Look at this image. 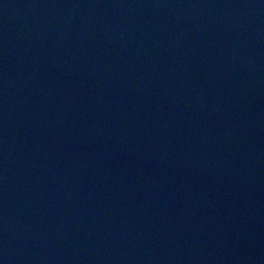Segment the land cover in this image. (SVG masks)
Masks as SVG:
<instances>
[{
  "label": "water",
  "instance_id": "obj_1",
  "mask_svg": "<svg viewBox=\"0 0 264 264\" xmlns=\"http://www.w3.org/2000/svg\"><path fill=\"white\" fill-rule=\"evenodd\" d=\"M0 264H264V0H0Z\"/></svg>",
  "mask_w": 264,
  "mask_h": 264
}]
</instances>
